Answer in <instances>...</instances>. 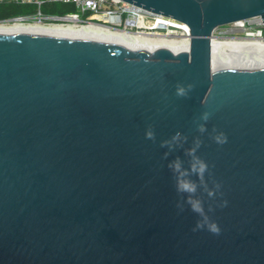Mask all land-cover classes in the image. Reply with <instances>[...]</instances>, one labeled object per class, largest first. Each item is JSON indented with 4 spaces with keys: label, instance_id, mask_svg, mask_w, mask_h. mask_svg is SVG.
Returning <instances> with one entry per match:
<instances>
[{
    "label": "water",
    "instance_id": "95a60500",
    "mask_svg": "<svg viewBox=\"0 0 264 264\" xmlns=\"http://www.w3.org/2000/svg\"><path fill=\"white\" fill-rule=\"evenodd\" d=\"M122 1L185 23L189 49L0 34V264H264V66L212 70L210 42L264 0ZM197 137L219 234L177 208L168 164Z\"/></svg>",
    "mask_w": 264,
    "mask_h": 264
},
{
    "label": "built area",
    "instance_id": "2783aa9c",
    "mask_svg": "<svg viewBox=\"0 0 264 264\" xmlns=\"http://www.w3.org/2000/svg\"><path fill=\"white\" fill-rule=\"evenodd\" d=\"M1 2L31 4L37 8L44 2L71 4L74 7L72 13L63 16H42L38 11L33 18L45 24L70 25L107 33L145 36L152 41L157 38L164 39L169 43H180L187 50L189 49V28L185 23L154 14L122 0H0ZM19 19L28 21L31 18ZM230 25L233 28L228 30H221L223 26L215 28L213 37L218 40L227 39L229 35L235 34L233 29H237L243 34L232 36L237 41L247 42L251 38H257L264 44V23L259 18H251Z\"/></svg>",
    "mask_w": 264,
    "mask_h": 264
},
{
    "label": "bare ground",
    "instance_id": "6f19581e",
    "mask_svg": "<svg viewBox=\"0 0 264 264\" xmlns=\"http://www.w3.org/2000/svg\"><path fill=\"white\" fill-rule=\"evenodd\" d=\"M0 34L38 35L90 41L107 39L123 42L132 50L143 49L150 51L159 47L168 48L173 52L182 49L187 50L180 43H169L164 39L157 38L152 41L145 36L107 33L97 29L76 28L70 25L31 23L26 20L0 23ZM228 40L215 39L212 33L210 40L212 70L264 66V44L258 41L257 38H251L247 42L230 39L232 43L226 44Z\"/></svg>",
    "mask_w": 264,
    "mask_h": 264
},
{
    "label": "clouds",
    "instance_id": "9594fccd",
    "mask_svg": "<svg viewBox=\"0 0 264 264\" xmlns=\"http://www.w3.org/2000/svg\"><path fill=\"white\" fill-rule=\"evenodd\" d=\"M192 88V84H188L187 86L177 85L176 95L179 97H186ZM209 117L210 114L207 112L201 115L200 119L204 121V123H200L197 126L198 131L201 134L207 132L206 122L209 120ZM213 131L215 132V129ZM145 138L153 141L155 140V133L151 127L146 130ZM212 138L217 144L222 145L227 142V136L223 132L216 133ZM187 139V136L177 132L170 139L162 141L161 147L168 148V151L164 153V157L167 158L176 147L182 146V144L186 142ZM201 143L202 141L197 137L193 141V147L186 150L185 155L190 158L187 168L184 167V161L180 157H176L170 161L168 167L173 173L176 191L183 197L181 201L177 202V208L183 211L184 204H187L190 206L191 211L201 217V219L197 221L194 231L206 227L209 232L213 234H219L220 229L218 225L210 220V217L205 212L203 201L195 195L198 189L197 182L191 179L193 175L198 178L199 185L203 186L208 197H214L216 190H218L220 187L219 184H216L215 189H209L207 183L205 182V173L208 171L209 166L196 154L197 150L201 146ZM224 203L226 204L227 202L225 201ZM209 211H212L211 206L209 207Z\"/></svg>",
    "mask_w": 264,
    "mask_h": 264
},
{
    "label": "trees",
    "instance_id": "16d2710c",
    "mask_svg": "<svg viewBox=\"0 0 264 264\" xmlns=\"http://www.w3.org/2000/svg\"><path fill=\"white\" fill-rule=\"evenodd\" d=\"M38 11L42 16H63L74 12V7L71 4L60 2H44L39 6V8L31 4L1 2L0 23L15 18H33Z\"/></svg>",
    "mask_w": 264,
    "mask_h": 264
},
{
    "label": "rangeland",
    "instance_id": "374dc122",
    "mask_svg": "<svg viewBox=\"0 0 264 264\" xmlns=\"http://www.w3.org/2000/svg\"><path fill=\"white\" fill-rule=\"evenodd\" d=\"M28 22H31V23H32V22H37V23H38L39 21H38V19L31 18V19L28 20ZM39 23H41V24H45V22H39ZM231 28H233V27H231V25L229 24V25H224L223 28H222L221 30H228V29H231ZM233 32H235V34H232V35H229V36H228L230 39H231L232 36H234V35H238V36L243 35V34L241 33V31H239V30H237V29H233ZM228 37H227V39H229ZM230 39L226 42V44H228V43H232V40H230ZM232 39L234 40V37H233ZM222 40H225V39H222ZM222 40H221V41H222Z\"/></svg>",
    "mask_w": 264,
    "mask_h": 264
},
{
    "label": "flooded vegetation",
    "instance_id": "af4514ba",
    "mask_svg": "<svg viewBox=\"0 0 264 264\" xmlns=\"http://www.w3.org/2000/svg\"><path fill=\"white\" fill-rule=\"evenodd\" d=\"M264 41V40H263Z\"/></svg>",
    "mask_w": 264,
    "mask_h": 264
}]
</instances>
